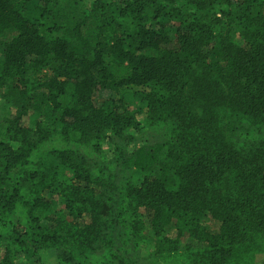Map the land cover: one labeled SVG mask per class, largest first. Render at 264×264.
<instances>
[{
  "label": "trees",
  "instance_id": "obj_1",
  "mask_svg": "<svg viewBox=\"0 0 264 264\" xmlns=\"http://www.w3.org/2000/svg\"><path fill=\"white\" fill-rule=\"evenodd\" d=\"M0 102V264L264 263V0H0Z\"/></svg>",
  "mask_w": 264,
  "mask_h": 264
},
{
  "label": "rangeland",
  "instance_id": "obj_2",
  "mask_svg": "<svg viewBox=\"0 0 264 264\" xmlns=\"http://www.w3.org/2000/svg\"><path fill=\"white\" fill-rule=\"evenodd\" d=\"M108 96H110V94L105 95V97H108ZM2 106H3V103L0 102V115L1 114H4L5 115V114H7V112H9V113H13L14 112V109L11 108L10 106H7V107H5V106L2 107ZM129 107L131 109H135L136 108V105L133 104V103H130L129 104ZM122 176L124 178L128 179V180H131V181H133V180H135L137 178V174L136 173H131L130 171L124 172ZM201 222H202V224L204 226H211V223H212L211 220H210V218L208 216H204Z\"/></svg>",
  "mask_w": 264,
  "mask_h": 264
}]
</instances>
